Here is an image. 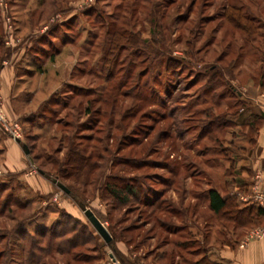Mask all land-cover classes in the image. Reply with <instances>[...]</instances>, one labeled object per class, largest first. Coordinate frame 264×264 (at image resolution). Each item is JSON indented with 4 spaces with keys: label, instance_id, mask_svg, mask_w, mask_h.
Masks as SVG:
<instances>
[{
    "label": "rangeland",
    "instance_id": "rangeland-1",
    "mask_svg": "<svg viewBox=\"0 0 264 264\" xmlns=\"http://www.w3.org/2000/svg\"><path fill=\"white\" fill-rule=\"evenodd\" d=\"M235 5L259 25L251 41L223 15ZM0 43V57L36 44L11 107L0 74V264H193L235 239L207 192L258 151L264 0H0ZM157 193L162 208L143 206Z\"/></svg>",
    "mask_w": 264,
    "mask_h": 264
},
{
    "label": "trees",
    "instance_id": "trees-1",
    "mask_svg": "<svg viewBox=\"0 0 264 264\" xmlns=\"http://www.w3.org/2000/svg\"><path fill=\"white\" fill-rule=\"evenodd\" d=\"M225 10L226 11L223 15L227 19L229 24H231L233 27L237 29H240L244 33H247L246 41H251L250 37L254 36L255 38L256 35L260 34V32H257L258 30H260V28L259 25L255 23L256 19L246 14L241 6L235 5L232 6L231 8L227 6L225 7ZM172 62H174V60L172 59L168 60L165 63L164 67H167V69L170 68L172 66ZM259 84L262 88H264V72L261 73V82ZM245 107L246 104L243 103L242 108L245 109ZM235 113L239 114V111ZM251 114L254 116L255 119L253 118V120L251 121L247 120L248 121L247 124L248 125L250 124L249 126L251 127V129L257 134L264 120V112L260 110L258 106H256L255 110L251 111ZM239 116H241V114H239ZM227 121L230 122L232 120L228 119ZM212 124L215 125V123ZM256 134L254 137L255 144H256ZM182 135H184V133ZM180 137H181V133H180ZM243 172H246L247 174L243 175L244 174ZM231 173L234 172L231 171ZM44 175H46V172H44ZM251 176H252L251 167L242 165L240 166L238 171H236V176L235 178H233L234 180L230 188L228 187L229 190L231 189L230 191L223 194L218 188L214 186L209 188L207 192L209 208L211 212L214 215H216L217 218H220L222 220L224 219L226 222H232L235 224V226H240V225L244 226L259 222L261 216L264 214V207L256 203L243 202L239 197V194L247 193L251 191V185H252ZM107 188L113 196H115L117 199H119L122 202L128 201V199L131 196L133 197L139 195L138 188L133 183H127L125 185L108 183ZM161 194L163 193H157L155 197L147 195L144 201L142 200L141 203L145 207L153 206L155 208H162L164 203L163 201L164 197ZM180 211L181 210L178 207H176L173 208L172 212L180 213ZM165 227L169 231L174 230L170 227V223H165ZM112 237L114 240L113 235ZM205 238L207 237L205 236ZM224 242L231 243L232 241H224ZM193 264H224V263L219 261V259H217L216 257L212 258L209 254H207L201 260L196 261Z\"/></svg>",
    "mask_w": 264,
    "mask_h": 264
},
{
    "label": "crops",
    "instance_id": "crops-1",
    "mask_svg": "<svg viewBox=\"0 0 264 264\" xmlns=\"http://www.w3.org/2000/svg\"><path fill=\"white\" fill-rule=\"evenodd\" d=\"M14 3L17 4V2L14 1L11 7L12 9L16 6ZM1 43L3 44V42ZM34 45L36 44H29L28 46H25L23 52L18 54V56V51H15V53L12 51L9 55L0 57V74L3 78L4 84L2 97L6 108L7 105H10V100L12 99L13 90L11 88V84L14 83L15 78L18 79L22 74H24L22 73L23 71L26 72L28 69L27 67H31L29 60L31 59L30 61H34V58H30L31 53L36 55V49H33ZM28 57L30 58L29 60H27ZM256 99L260 110L264 112V90H260L259 93H257ZM7 102L9 104H7ZM256 146L258 151L256 156H254V162L252 165L250 164L252 169L251 180L253 184L255 173L258 169H260L262 172L264 186V120L256 134ZM243 173V175L247 174L246 172ZM262 228H264V214L261 216L258 223L244 226H234V232L236 233L235 239L232 240L231 243L222 242L218 245V247H214L215 257L224 264H264V238L254 235V231L256 229Z\"/></svg>",
    "mask_w": 264,
    "mask_h": 264
},
{
    "label": "built area",
    "instance_id": "built-area-1",
    "mask_svg": "<svg viewBox=\"0 0 264 264\" xmlns=\"http://www.w3.org/2000/svg\"><path fill=\"white\" fill-rule=\"evenodd\" d=\"M7 122L8 119L0 111V123L6 125ZM11 135L15 137L17 136L12 132ZM239 197L242 201L256 203L264 207V186H263L262 172L260 169H258L255 173L254 181L251 186V191L247 194H239ZM254 235L261 236L264 238V228L256 229L254 231ZM109 264H120V261L116 258H112Z\"/></svg>",
    "mask_w": 264,
    "mask_h": 264
},
{
    "label": "water",
    "instance_id": "water-1",
    "mask_svg": "<svg viewBox=\"0 0 264 264\" xmlns=\"http://www.w3.org/2000/svg\"><path fill=\"white\" fill-rule=\"evenodd\" d=\"M18 142H20V139H17ZM26 154H30V149L28 147H25ZM32 161V164L35 166L33 159H30ZM41 171V170H40ZM42 174H44L43 171H41ZM54 183H56L62 190H64L67 193H70V189L65 185L63 182H60L57 178L52 179ZM81 208L89 220V222L92 224V226L95 228V230L100 234V236L107 242L111 243L113 241V237L108 230V228L105 226V224L100 220V218L95 214V212L87 207L84 204H81Z\"/></svg>",
    "mask_w": 264,
    "mask_h": 264
}]
</instances>
